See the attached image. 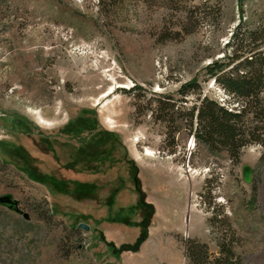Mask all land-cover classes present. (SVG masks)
Listing matches in <instances>:
<instances>
[{
  "label": "rangeland",
  "instance_id": "374dc122",
  "mask_svg": "<svg viewBox=\"0 0 264 264\" xmlns=\"http://www.w3.org/2000/svg\"><path fill=\"white\" fill-rule=\"evenodd\" d=\"M263 25L264 0H0V264H191L221 238L264 264V143L233 161L185 123Z\"/></svg>",
  "mask_w": 264,
  "mask_h": 264
},
{
  "label": "trees",
  "instance_id": "16d2710c",
  "mask_svg": "<svg viewBox=\"0 0 264 264\" xmlns=\"http://www.w3.org/2000/svg\"><path fill=\"white\" fill-rule=\"evenodd\" d=\"M186 16L191 19L192 10L187 11ZM239 30L235 28L225 44L228 53L206 67L213 83L223 92L222 101L203 96L187 109L189 119L185 120L187 132L195 141L211 151L224 152L233 161L238 159L242 148L264 143V53L259 50L264 44V25L252 30L245 28L238 33ZM195 89V80H190L177 92L185 97ZM181 100L185 103L184 98ZM168 101L171 110L174 103L168 97L154 101L156 105L149 109L154 118L159 116L164 120L160 115L169 110L165 108L169 106ZM20 170L27 172L24 167ZM51 186L46 185L52 189ZM71 230L78 232L74 227ZM216 247L218 256L210 259L204 245L188 240L185 256L191 264H236L227 242L221 238Z\"/></svg>",
  "mask_w": 264,
  "mask_h": 264
},
{
  "label": "water",
  "instance_id": "95a60500",
  "mask_svg": "<svg viewBox=\"0 0 264 264\" xmlns=\"http://www.w3.org/2000/svg\"><path fill=\"white\" fill-rule=\"evenodd\" d=\"M0 201H4L5 203L10 204V205H14L15 204L14 202L9 201L6 197H4L3 199L0 198ZM24 218H25V216H24ZM78 228H80V229H82L84 231H87V229H88L87 226L83 225V224H79Z\"/></svg>",
  "mask_w": 264,
  "mask_h": 264
}]
</instances>
